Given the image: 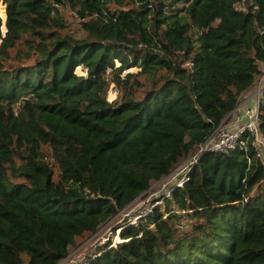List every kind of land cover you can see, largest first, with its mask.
<instances>
[{"label": "trees", "instance_id": "trees-1", "mask_svg": "<svg viewBox=\"0 0 264 264\" xmlns=\"http://www.w3.org/2000/svg\"><path fill=\"white\" fill-rule=\"evenodd\" d=\"M0 4V264H60L187 159L180 186L86 264H264L251 138L201 150L260 75L264 0Z\"/></svg>", "mask_w": 264, "mask_h": 264}, {"label": "rangeland", "instance_id": "rangeland-1", "mask_svg": "<svg viewBox=\"0 0 264 264\" xmlns=\"http://www.w3.org/2000/svg\"><path fill=\"white\" fill-rule=\"evenodd\" d=\"M64 20H66L67 28L64 30L65 34H69L75 38H81L83 33L80 29L78 17L70 10H60ZM0 17L2 19L1 32H5V12L4 6L0 4ZM195 35V31H193ZM198 43L195 42V45ZM30 63L29 61L24 62ZM128 72H136L135 68H131ZM77 74H84L79 68L76 70ZM115 87V86H114ZM116 88V87H115ZM117 90V89H116ZM118 91V90H117ZM18 105L14 107L17 111ZM197 155V152L195 153ZM191 159H187L180 164L168 177L162 178L157 183H152L150 188L139 196L132 204L125 210L120 211L114 218L99 226L96 233L87 238H77L75 244L70 247L67 259L60 264H83L88 257L92 256L97 248L106 245L115 246L119 241L118 227L124 224L125 221L136 222L140 217L145 216L146 213L151 211L154 207L158 206V201L162 200L169 195L173 187L180 186V182L184 178L185 168ZM192 161V160H191ZM161 205V204H160Z\"/></svg>", "mask_w": 264, "mask_h": 264}, {"label": "built area", "instance_id": "built-area-1", "mask_svg": "<svg viewBox=\"0 0 264 264\" xmlns=\"http://www.w3.org/2000/svg\"><path fill=\"white\" fill-rule=\"evenodd\" d=\"M77 21L78 23L80 22L79 20ZM117 96L118 91L111 83L105 99L107 102L111 103ZM263 104L264 64L261 65L260 75L256 80L254 89L248 96V103L245 104V101L240 100L224 122L213 131L205 144L201 147V150L227 154L237 147L238 140L246 133L251 138L252 151L255 153L257 160H259L264 169V138L259 131L260 116L262 114L261 106ZM241 145L243 146V144ZM194 163L195 161L192 160L186 166L184 177L187 174L186 172L189 171L190 166ZM130 223L132 224V221H130ZM83 264H86V262Z\"/></svg>", "mask_w": 264, "mask_h": 264}, {"label": "crops", "instance_id": "crops-1", "mask_svg": "<svg viewBox=\"0 0 264 264\" xmlns=\"http://www.w3.org/2000/svg\"><path fill=\"white\" fill-rule=\"evenodd\" d=\"M251 92H252V91H251ZM251 92H250V93H251ZM250 93L244 95V96L241 98L242 101H245V104L248 103V96L250 95Z\"/></svg>", "mask_w": 264, "mask_h": 264}, {"label": "water", "instance_id": "water-1", "mask_svg": "<svg viewBox=\"0 0 264 264\" xmlns=\"http://www.w3.org/2000/svg\"><path fill=\"white\" fill-rule=\"evenodd\" d=\"M206 123H208L206 120H204Z\"/></svg>", "mask_w": 264, "mask_h": 264}]
</instances>
